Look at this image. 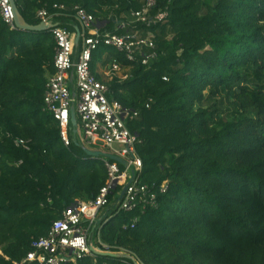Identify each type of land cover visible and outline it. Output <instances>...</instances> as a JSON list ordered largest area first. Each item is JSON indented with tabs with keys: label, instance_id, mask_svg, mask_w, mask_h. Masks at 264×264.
<instances>
[{
	"label": "trees",
	"instance_id": "trees-1",
	"mask_svg": "<svg viewBox=\"0 0 264 264\" xmlns=\"http://www.w3.org/2000/svg\"><path fill=\"white\" fill-rule=\"evenodd\" d=\"M117 1L15 3L30 25L44 6L74 17L79 5L106 27L119 19L102 5L123 21L141 5ZM157 12L166 13L163 21L135 23L153 32L156 60L129 62L103 46L101 61L130 68L126 79L106 82L108 97L142 114V127L131 132L156 204L130 212L108 207L96 226L97 247L117 256L91 252L68 264H264V0H156L151 14ZM54 47L50 30L11 29L0 18V264L19 263L66 206L94 198L107 179L103 157L78 152L74 141L65 146L42 109ZM99 55L90 65L98 79ZM206 90L226 96L231 120L216 126L212 111L195 106Z\"/></svg>",
	"mask_w": 264,
	"mask_h": 264
},
{
	"label": "built area",
	"instance_id": "built-area-1",
	"mask_svg": "<svg viewBox=\"0 0 264 264\" xmlns=\"http://www.w3.org/2000/svg\"><path fill=\"white\" fill-rule=\"evenodd\" d=\"M140 2V7L130 12L129 21H114V30L123 29L122 34L104 29V20L96 19L79 5H73L74 17L80 27L77 47L74 45L75 33L65 26L54 25L53 13L46 6L37 10L39 23L47 26L55 43L54 72L46 79L43 111L51 114L57 122L59 136L65 146H69L72 139L75 140L77 130H80L82 146L92 150H99L96 147H100L102 150L99 151L125 160V165L103 157L107 179L95 197L77 200L66 206L60 216L51 222L48 231L32 241L31 249L17 264L75 262L93 252L92 248L100 251L92 243V233L108 207L130 212L137 207L156 204L155 184H147L139 179L143 164L135 146L140 140L126 123L127 117L132 113L138 115L140 111H132L119 101L110 99L107 83L98 79L90 69L92 55L100 45L123 52L129 62L148 65L158 58L152 34H141L135 23L149 27L163 21L166 13L151 14L156 0ZM52 7L65 9L62 3H54ZM0 18L9 28H16L10 0H0ZM120 69L119 64L112 61L111 73L115 74ZM150 102L151 99L145 103L146 109ZM72 108L77 121L75 133L70 123ZM115 144L122 145V148L115 149ZM15 145L28 149V143L23 139H16ZM166 188V183H163L158 187V192L164 193ZM97 242H100L99 238Z\"/></svg>",
	"mask_w": 264,
	"mask_h": 264
},
{
	"label": "rangeland",
	"instance_id": "rangeland-1",
	"mask_svg": "<svg viewBox=\"0 0 264 264\" xmlns=\"http://www.w3.org/2000/svg\"><path fill=\"white\" fill-rule=\"evenodd\" d=\"M63 1V0H62ZM113 3L115 5H117V0H112ZM66 2V0H65ZM114 5V7H115ZM102 10H107L108 11V17L109 18H114V19H119L120 20V15H117L116 13V8H111V5H102ZM125 15H128L129 13L126 12L124 13ZM126 19H130V16L124 18L125 21H127ZM139 30L141 31V33H147V32H150L149 34H152V38H153V32L150 30V31H142V28L141 27H138ZM104 29L108 30V31H113L114 30V23L113 22H110L106 27H104ZM118 34H122L124 33V30L123 29H119V31H117ZM171 33H167L164 37L165 38H170L171 37ZM103 45H100L98 47V49L94 52V53H100L101 55H99V60L96 65L99 66H102L103 68V71H105V77L103 76V81L106 83L107 81H110L113 77H117L119 78L120 80H124L127 78V76H130V68H121L119 71H116L115 74L111 73V70H110V65H101V61L102 59L104 58V50H103ZM178 53H180V51H178ZM97 67V66H96ZM95 73V72H94ZM100 77V76H99ZM100 79V78H99ZM205 99L196 104L195 106L198 107V106H201L202 108L204 109H208L210 111H212L215 115L213 116V121H214V124L217 126L218 124V121L221 120V121H227V120H231V112H232V108L229 104V101L227 100L226 96L223 95V94H218V95H215V96H210L209 94V91L206 90L205 92ZM126 123H127V126L130 130H139L140 127H142L143 125V122H142V114L139 113L138 115H134L133 113L131 114V116L127 117L126 118ZM80 130H77V133L75 135V140L72 139V141H74V147L76 148V150L79 152L81 151V146H82V136L80 134ZM98 148L99 150H102V148L100 147H96ZM114 148L115 149H121L122 148V145H119V144H115L114 145ZM136 148V152L138 151L139 149V145H136L135 146ZM138 154V152H137ZM154 174V173H153ZM142 182H147L148 178H147V175H144L142 174L141 172V175H140V178H139ZM90 235H91V232H90ZM98 232H97V229H93V233H92V243L93 245L97 248V240H98ZM2 252V249L0 247V253Z\"/></svg>",
	"mask_w": 264,
	"mask_h": 264
},
{
	"label": "water",
	"instance_id": "water-1",
	"mask_svg": "<svg viewBox=\"0 0 264 264\" xmlns=\"http://www.w3.org/2000/svg\"><path fill=\"white\" fill-rule=\"evenodd\" d=\"M10 3L12 5V9H13V14H14V23L17 29L20 30H26V31H45L47 30V26L44 25L42 22L36 24V25H30L29 23H27L25 21V19L23 18V16L21 15L15 0H10ZM78 34L75 37V41H74V45L75 47H77L78 45ZM71 113V118H70V123H71V128H72V132L75 133L76 132V126H77V121H76V117H75V112L74 109L72 108L70 110ZM76 142V140H75ZM82 150L84 151V153H86V155L90 156V157H104L113 161L118 162L121 165H125V160L121 159L120 157L113 155L111 153H105L99 150H92L89 149L85 146H81ZM124 190L122 191L123 194ZM100 222V221H99ZM93 252H97V253H101V254H106V255H110V256H117L116 253L113 252H102V251H98L94 248H92Z\"/></svg>",
	"mask_w": 264,
	"mask_h": 264
},
{
	"label": "crops",
	"instance_id": "crops-1",
	"mask_svg": "<svg viewBox=\"0 0 264 264\" xmlns=\"http://www.w3.org/2000/svg\"><path fill=\"white\" fill-rule=\"evenodd\" d=\"M127 16L129 17V15H125V14L122 15V17H125V18ZM52 20H53L54 25H62L63 26V24H66L67 26L70 27V30L73 31L75 33V35L77 36L80 27H79V24H78L77 20L75 19V17H71V16H68V15H60L59 13H54L53 16H52ZM120 20H118V21H120ZM126 20H128V19H126ZM121 21L123 22V19ZM106 23H107V21H105V24ZM97 64H99V63H97ZM96 66L97 67H96V69L94 71L95 74L98 77L100 76L99 77L100 80H104L103 76L105 77V71H103L102 66H99V67H98V65H96Z\"/></svg>",
	"mask_w": 264,
	"mask_h": 264
}]
</instances>
